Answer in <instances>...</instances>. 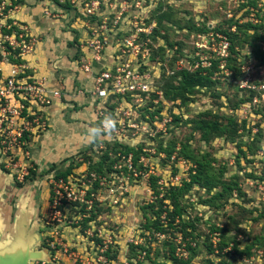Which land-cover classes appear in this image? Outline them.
<instances>
[{
  "label": "rangeland",
  "instance_id": "obj_1",
  "mask_svg": "<svg viewBox=\"0 0 264 264\" xmlns=\"http://www.w3.org/2000/svg\"><path fill=\"white\" fill-rule=\"evenodd\" d=\"M33 1L0 0V53L9 59L18 60L19 51L10 34L26 25L13 10ZM52 1L72 10V0ZM82 1H74L76 14ZM129 1L131 20L152 25L139 37L150 60V91L142 102L128 100L139 131L122 136L131 171L115 155L116 139L83 148L67 174L83 200L67 209L65 233L81 247L105 242L110 264L232 263L235 248L251 257L264 246V109L249 106L251 92L240 85L242 71L263 65L264 23L249 21L247 10L259 0ZM117 2L107 1L113 9ZM210 32L232 34L225 66L215 59L209 80L185 88L182 70L212 59L217 40ZM108 111L116 118L128 110L116 101Z\"/></svg>",
  "mask_w": 264,
  "mask_h": 264
},
{
  "label": "built area",
  "instance_id": "obj_2",
  "mask_svg": "<svg viewBox=\"0 0 264 264\" xmlns=\"http://www.w3.org/2000/svg\"><path fill=\"white\" fill-rule=\"evenodd\" d=\"M107 1H82L75 16V22L81 29V34L77 37V47L80 51L77 57L78 66L83 71L91 73L93 84L88 90L84 87L77 88V92H88L96 97L94 119L95 123L98 122L96 125H99L106 115H110L108 111L110 103L119 101L120 105L126 107L128 111L123 112L124 117L114 112L117 115L116 118L113 117L117 122L115 131L111 135L103 136L98 143L101 144L106 138L116 139L115 155L124 159L125 170L131 171V147L124 145L126 142L122 136H127L130 129L135 130L134 134L139 131L138 122L130 117L131 103L128 100L135 98V101L142 102L150 91L152 82L150 60L147 50L139 42V37L142 32L145 34L150 32L152 25L145 24L142 19L137 21L136 15L134 20H131L127 15L131 7L129 0H118L114 9ZM254 4L247 6L248 20L252 23H264V0L256 1ZM137 5L138 3L134 6ZM100 6L104 10L101 11ZM131 24L136 27L134 32H131ZM18 28L24 32L12 31L10 34L19 38L17 43L12 45V48L19 49L17 55L15 54L18 60L9 59L4 51L0 53V62L5 60L8 63L6 72L0 68V158L14 178L22 181L33 167L27 145L29 138L45 130L47 120L43 107L59 98L60 92L58 89H49L44 78L33 76L23 58L26 50L28 52L31 49L32 38L26 33L25 27ZM26 35H29L30 41L24 39ZM208 36L211 39L216 37L217 47L211 50L212 59L209 58V61L203 63L201 57L198 61L200 63L198 68L202 72L210 69L215 59L218 60L217 66L224 67V60L230 54L231 42L227 35L210 32ZM111 48H115V51ZM260 50L264 58V42L260 44ZM126 52H130L131 57H126ZM241 68L244 70V66ZM255 71L256 77L253 75ZM242 72L247 75L243 77L245 82L240 87L245 86L252 93L248 105L256 104L264 109L261 107L264 105V64L251 72H248V69ZM82 192V189L74 188L70 175L50 178L48 202L39 216L46 229L38 250L44 251L46 257H37L32 264H110L112 259L107 258L108 248L105 242L100 243V247L87 248L84 245L79 248L68 241L65 233L68 226L65 220L67 209L71 207L72 202L80 203L83 200L80 197ZM232 245L230 242L225 249L231 251ZM263 247L252 249L255 254L251 257L245 254L237 256L230 264H264Z\"/></svg>",
  "mask_w": 264,
  "mask_h": 264
},
{
  "label": "crops",
  "instance_id": "obj_3",
  "mask_svg": "<svg viewBox=\"0 0 264 264\" xmlns=\"http://www.w3.org/2000/svg\"><path fill=\"white\" fill-rule=\"evenodd\" d=\"M74 1L72 10L57 7L52 0H36L26 9L13 10V17L26 24L25 31L32 37V49L23 55L25 62L33 76L44 78L60 97L43 107L45 130L29 138L33 166L29 175L16 180L0 158V264H32L46 229L39 216L48 202L50 178L68 174L71 161L93 144L87 142L85 132L95 124L97 102L92 94L77 92L93 84L91 73L77 62L81 29L75 22ZM0 64L6 72L8 63ZM68 241L81 247L77 237Z\"/></svg>",
  "mask_w": 264,
  "mask_h": 264
},
{
  "label": "trees",
  "instance_id": "obj_4",
  "mask_svg": "<svg viewBox=\"0 0 264 264\" xmlns=\"http://www.w3.org/2000/svg\"><path fill=\"white\" fill-rule=\"evenodd\" d=\"M231 35H232V34L227 35V36L229 37L230 41H231V39H232ZM230 48H231V50H232V47H231V46H230ZM260 53H263V52H259L258 55H260ZM260 56H261V55H260ZM262 64H264V58H262ZM211 68H212V67H211ZM211 68H210V69H211ZM210 69H205V70H203L204 73H202V72H201L202 70H200V69H198V70H194V71L182 70L181 73H182L183 76L185 77L184 87H185V88H188V86L198 85V83L201 82V81L204 82V81L209 80V79H210V74H211V70H210ZM184 91L187 92L186 89H184ZM251 95H252V93H251ZM177 97H178L177 95H174V96H173V99H175V98H177ZM235 124H236V122H235ZM197 164H198L199 166H201V167L203 166V162H202V161H199ZM198 170H200V169H198ZM60 175L63 176V177H65L67 174H63V173H61ZM191 178H192L193 180H195L196 178H198V176H197V175H192ZM234 250H236L235 252L238 253L237 255H235L234 258H236L237 256L242 255V254L245 253V252H246L245 254L248 255L247 252H249V251H245V250H242V249H236V248H235ZM250 251H251V249H250ZM235 252H234V253H235ZM220 263H221V261H220L218 264H220ZM222 264H230V263H228L227 261H223Z\"/></svg>",
  "mask_w": 264,
  "mask_h": 264
},
{
  "label": "clouds",
  "instance_id": "obj_5",
  "mask_svg": "<svg viewBox=\"0 0 264 264\" xmlns=\"http://www.w3.org/2000/svg\"><path fill=\"white\" fill-rule=\"evenodd\" d=\"M117 126L116 120L111 115H106L99 125L86 129L85 137L89 144L97 143L103 136L111 135Z\"/></svg>",
  "mask_w": 264,
  "mask_h": 264
},
{
  "label": "water",
  "instance_id": "obj_6",
  "mask_svg": "<svg viewBox=\"0 0 264 264\" xmlns=\"http://www.w3.org/2000/svg\"><path fill=\"white\" fill-rule=\"evenodd\" d=\"M36 253H37V254H36V256L33 258V260H34L35 258H37V257H40V256H42V257H46V256H45V252L42 251V250H37Z\"/></svg>",
  "mask_w": 264,
  "mask_h": 264
}]
</instances>
